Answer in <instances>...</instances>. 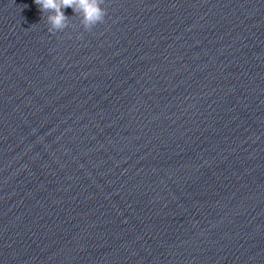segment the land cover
Masks as SVG:
<instances>
[{"label": "clouds", "instance_id": "1", "mask_svg": "<svg viewBox=\"0 0 264 264\" xmlns=\"http://www.w3.org/2000/svg\"><path fill=\"white\" fill-rule=\"evenodd\" d=\"M39 10L47 12L48 32L56 33L69 27V17L64 9L71 8L80 17V24L85 31H91L97 24L104 22L107 9L105 0H34Z\"/></svg>", "mask_w": 264, "mask_h": 264}]
</instances>
